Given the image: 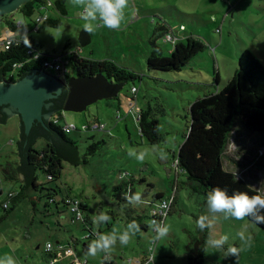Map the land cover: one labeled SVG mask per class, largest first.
Returning <instances> with one entry per match:
<instances>
[{
  "label": "rangeland",
  "instance_id": "1",
  "mask_svg": "<svg viewBox=\"0 0 264 264\" xmlns=\"http://www.w3.org/2000/svg\"><path fill=\"white\" fill-rule=\"evenodd\" d=\"M65 9V14L57 10L59 14L55 12L61 19L59 26L45 27L34 33L36 42L42 49L50 54L62 55V59L66 60L67 56L62 54V50L67 45L68 51L76 50L85 57L114 60L135 71L141 79L124 85L118 97L97 101L85 111L62 110L61 115L56 112L52 118L58 125H76L78 130L82 129L83 123L97 116L106 124L107 129H111L110 134L113 136L110 137L105 131L68 132L70 138L79 140L82 154L88 151V146L93 141L88 137L92 135L96 139L105 138L106 143L96 154L88 156L87 163L81 162L79 167L63 161L61 176L55 180L49 181L46 174L38 171V182L44 186L59 188V198L69 192L88 203V212L93 218L98 216L99 211L111 216L112 228L107 232L117 236L116 245L123 247L127 254L123 264H190L188 256L194 247L192 238L201 233L195 221L202 212H207L208 191L200 182L190 181L182 170L177 174L174 162H179L177 156L181 154L179 147H182V162L193 173L202 176L212 166L216 156L210 136L205 132H197L194 130L195 125L192 126L190 103L215 91L217 76L220 79L218 87L223 88L238 68L239 56L243 50L249 49L264 64V0H129V6L124 10L122 28L118 31L97 28L90 33L91 41L85 46H81L79 39L85 23L80 18L81 9L73 6L71 0H65ZM45 11L54 13L50 7ZM39 15L36 12L32 17H26L19 11L13 13V17L24 22L25 29H32ZM161 23L172 27L175 42L185 41L190 35L206 45L180 71L150 70L147 67V58L156 49L151 40L161 47L162 55L169 56L175 47V43L165 40L164 36L156 35L155 29ZM5 27L6 23L0 20V32L3 33ZM50 73L65 81L73 75L72 72L69 77L59 76L57 71ZM131 84L139 89L137 102L142 106L151 104L160 119L159 128L164 140L158 144H151L141 137L137 123L131 116L117 121L119 106L122 111L128 109ZM18 124L17 115L9 117L4 124L0 123V188L3 189L0 202L5 200L10 190L18 191L21 188L18 179L7 177L8 170H16L20 162ZM238 129L244 133V138L251 132L245 125L239 124ZM189 132L190 138L186 139ZM242 144H230L227 150L229 154L224 156L225 162L229 168L236 166L231 160L234 158L232 155H236L239 160L244 159L245 166L255 162L249 169L252 171L244 174L251 176L248 178L254 180L251 182L253 185L261 187V181H264V146L250 144L255 151L247 152V146L243 147ZM34 147L42 150L47 147V141L39 137ZM130 151L146 152L145 160L138 162L135 156L128 155ZM160 151L167 153L166 159L159 158ZM125 172L129 175L122 179L120 174ZM128 179H132L131 187L143 198V203L134 208L145 227H140L141 231L131 238L127 246H121L119 235L127 229L126 221L129 216L127 212L124 213L122 205H119L121 201L114 186ZM175 184L178 188L177 196L165 220L169 234L159 239L154 251H150L155 239L149 218L152 205L145 204L144 199L152 200L160 193L163 194L162 197H168ZM33 191L37 195V207L32 204L30 196H27L9 211L0 209V215L3 216L0 222V264H7L8 258H12L14 264H34L32 257H28L26 246L17 248L20 240L24 245L28 244L35 261L43 259V256L31 245L32 241L41 245L51 241L57 245L60 240H79L78 248L83 250L82 241L86 235L83 225L72 222L69 210L64 207L59 210L55 205L45 208L47 197L43 194L41 196L39 191ZM121 191L129 196L130 188L125 187ZM223 216V213L216 215L214 233L229 235L237 253L228 254L223 249L209 246L206 235L202 244L206 254L204 262L264 264V229L248 217L245 220H225ZM59 219L64 222V226L58 224ZM240 232L245 237L251 236V241H240L237 236ZM94 240L96 238L92 242ZM109 253L112 258L115 257L114 251L110 250Z\"/></svg>",
  "mask_w": 264,
  "mask_h": 264
},
{
  "label": "trees",
  "instance_id": "2",
  "mask_svg": "<svg viewBox=\"0 0 264 264\" xmlns=\"http://www.w3.org/2000/svg\"><path fill=\"white\" fill-rule=\"evenodd\" d=\"M48 7H50L51 10H54V13L57 11L62 14L66 13L65 0H29L22 4L17 10L26 17H32L36 12H39L40 15H47V18L39 24V29L37 31H29V33H24L21 29L17 30V19L13 17V14H5L0 17V20L6 23L7 27L5 31L9 30L10 32H16L9 49L0 46V71H3L5 82H15L21 79L26 73L35 69H38L39 71L46 70L49 72V70L45 68L44 62L53 58L56 53L50 54L42 49L34 37L35 32H40L41 29L45 27H56L61 24V19L56 15L59 13L57 12L54 14L45 11ZM36 22L37 19H35V24ZM155 31H157V36H164L165 40H167L166 38L169 33L175 34L172 27L167 26L165 23H161ZM151 43L156 49L152 50L148 56L147 67L150 70L162 71L182 70L191 59L206 46L202 41L189 35L186 37L185 41H176L175 47L171 50V54L166 56L161 54L162 49L156 45L157 43L154 40H151ZM62 51V54H65L70 62V70L73 75L85 76L101 72L110 80L122 82L124 85L130 83V81L134 82L136 79H141L135 71L120 65L114 60H100L85 57L77 51H68L67 45L64 46ZM15 63H22V66L16 67L14 65ZM69 76L70 73L67 77ZM219 81V76H217V89L215 91H212L203 97H199L190 103L192 126L195 125L194 130L197 132L199 131L201 134H204L205 132L210 136L211 143L214 149H216L215 160L212 161V166L207 169L204 175H197L192 172L187 164L182 162V147H179V152L181 153L177 156L179 167L190 181L200 182L205 187L206 191L211 190L214 186H219L226 189L229 194L234 191H247L250 194H254L255 190L260 189L261 187L253 185L251 182H254V180H249L248 177L250 175L247 174L246 176L244 173L252 171L249 169L255 164V162L245 166L246 163H244V159L239 160L236 155H232L234 158L231 160L236 166L234 165L229 168L225 162L226 159L224 156L229 154L227 150L232 142H236L237 144L243 143V147L244 145L247 146V152L254 150L250 144H255L257 147L264 146V64L252 51L245 49L239 56L238 68L227 84L223 88H220L218 87ZM130 86V95L133 86L139 90L135 84H131ZM130 95L128 96L130 97ZM137 96L138 95H135L136 99L138 98ZM64 103L65 100L59 110L55 111V113L57 112L61 115L60 113L63 110ZM136 117L138 118L137 125L141 137L146 138L151 144H158L164 140V136L159 128L160 119L151 104L140 106V110L137 112ZM239 124L245 125L251 131L246 138L243 137L244 133L238 129ZM192 126H190V130L192 129ZM48 127L53 130L62 141L74 149L76 158L80 163H87L88 156L96 154V152L102 148V145L106 143L105 138L96 139L95 135H92L88 137V139L92 138L93 141L89 144L88 151L82 155L79 142L68 136V132L64 130V126L58 125L57 121L54 118H51L48 120ZM77 131L80 133H87L80 130ZM108 135L110 137L113 136L110 133H108ZM189 135L190 132L186 139L190 138ZM37 139L29 146L26 162L28 166H32L34 169L31 187L33 190L39 191L41 196L43 194V196L47 197L44 206L45 208H49V196L57 194L59 188L48 187L39 183L38 171L46 174L47 177L49 173H52L53 180H55L61 175L62 162L64 160L56 155L54 147L49 142H47L46 148L37 150L34 147ZM258 155H260L259 149ZM20 166L21 158L20 162L17 164V169ZM233 167L235 168L233 169ZM17 169L8 170L7 177L19 180ZM253 172L257 175L256 171ZM125 173L126 174H120L122 179L129 175L128 172ZM177 174H179V172H177ZM20 182V190L12 192V196L8 193L3 201V203L9 201V207L5 209L3 205H1V208L9 211L10 209H13L22 198L28 196L24 191V182ZM132 182V179H128V181L115 185L114 190L118 192L117 195L121 201L119 205H122L124 213L127 212L129 216L128 223L135 221L139 227H145L140 216L135 214L134 206L128 202V198L136 193L134 188L131 187V185H133ZM125 187L130 188L129 196L121 191L124 190ZM177 190L178 188L175 184L173 189V192L175 191V199L178 192ZM156 196L157 198L148 200L146 203L152 204L163 198L162 193L157 194ZM141 199H143L142 196ZM261 214L264 215V210L261 211ZM248 219L251 221L253 220L252 217H248ZM85 221L86 218L83 223H85ZM257 225L264 229V224ZM206 235L207 233L205 232L204 239H206ZM196 240L197 235L192 238L191 243H194ZM205 255L203 245H201L199 249V257L194 261L192 249L188 256L190 264H206L204 262Z\"/></svg>",
  "mask_w": 264,
  "mask_h": 264
},
{
  "label": "water",
  "instance_id": "3",
  "mask_svg": "<svg viewBox=\"0 0 264 264\" xmlns=\"http://www.w3.org/2000/svg\"><path fill=\"white\" fill-rule=\"evenodd\" d=\"M27 1L29 0H0V17L13 14ZM79 39L81 46H85L91 41V35L82 30ZM123 86L122 82L110 80L101 72L85 76L72 75L65 81L46 70L35 69L15 82H5L3 71H0V123L4 124L14 115L19 117L18 155L21 166L17 171L28 196L34 197L36 201L31 187L34 169L27 165L26 159L29 146L38 137L49 142L60 159L74 167L82 165L76 158L74 149L48 127V117L59 110L64 100L63 110L82 112L97 101L117 97ZM205 232L206 229L194 242V261L199 257Z\"/></svg>",
  "mask_w": 264,
  "mask_h": 264
},
{
  "label": "clouds",
  "instance_id": "4",
  "mask_svg": "<svg viewBox=\"0 0 264 264\" xmlns=\"http://www.w3.org/2000/svg\"><path fill=\"white\" fill-rule=\"evenodd\" d=\"M71 3L73 4V6L79 7L81 9L80 18L85 22L84 30H86L89 33H92L97 28H101V27L113 31L120 30L123 26L124 10L129 6V0H71ZM128 155L135 156V159L138 162H143L145 160L147 153L144 151H140L139 153L130 151L128 152ZM159 158L161 160L166 159L167 153L165 151H160ZM53 195L58 197V193ZM65 196L71 197L68 194L63 195L62 197ZM128 202L133 206H136L137 204H142L143 201L141 199V194L138 192L133 194L130 198H128ZM80 203L82 205L81 201ZM155 203L156 202H154L153 205ZM53 205H55V207L58 210L60 209V207H64L65 209L69 210L67 206H65L64 204L63 205L53 204ZM50 206H52V204H50L49 207ZM206 207H207V212H202L195 221L198 231L203 232L205 229H207L208 239L206 243L209 246L218 250L223 249L228 254L236 255L237 248L232 246V242L230 240L229 235L227 234L216 235L214 233V229L216 225V215L219 213H223L224 214L223 218L225 220L230 218L235 220H245L247 217H252L253 218L252 222L256 224H264V215L261 214V211L264 210V181H261V188L255 190L254 194H250L247 191H234L233 193L229 194L226 189L219 186H214L211 188V190L207 192ZM82 210H83V206H82ZM71 220L73 221L72 214H71ZM110 220L111 217L106 212H101L98 216L93 218L94 223L100 221L107 222ZM83 221H73V222H83ZM90 229L91 228L88 227L86 231ZM153 229L155 232L156 239L164 238L169 234V227L167 224L163 222L153 221ZM140 231L141 229L135 221L129 223L127 225V229L121 232L119 235V244L121 246H127L131 238ZM237 236L242 242L245 241L250 242L252 239L251 236L245 237L243 232L237 233ZM48 243H52V242H48ZM116 243H117V236L115 234H111V235L102 234L96 240H94L92 243L88 245L87 255L95 256L97 255L98 252L107 253L111 249L116 247ZM52 261L54 262L55 260ZM7 264H14L13 259L8 258Z\"/></svg>",
  "mask_w": 264,
  "mask_h": 264
},
{
  "label": "built area",
  "instance_id": "5",
  "mask_svg": "<svg viewBox=\"0 0 264 264\" xmlns=\"http://www.w3.org/2000/svg\"><path fill=\"white\" fill-rule=\"evenodd\" d=\"M46 18H47L46 14L39 15V17L37 18V22L32 29H25L24 28V22L19 19L16 21L17 30L21 29V30H23L24 33H29V31H37L39 29V24L43 20H45ZM183 27L184 26H182V28ZM15 34H16V32H10L9 30L4 31L3 33L0 32V46H4L5 48L9 49L11 44H12V40H13V37L15 36ZM166 39L175 43L176 36L173 33H169ZM14 65L16 67H21L22 63H15ZM44 65H45V68L49 71L59 72V76H62V75L67 76L71 72L69 60L68 59L63 60L62 55H59V54H56L53 58L46 60L44 62ZM137 92H138L137 88L135 86H133L131 89V95H130L129 101H128V105L131 108H135L136 112H138L140 110V106L138 105L137 99L135 98V95H137ZM136 120H138L137 117H136ZM82 126H83L82 129H79V130L83 131V132L107 131L106 124H104L103 122H100V121L94 122L91 125H82ZM64 130L66 132H71L72 130H78V129H77L76 125H68L67 124L64 126ZM174 166H175L177 172H179V170H181L179 167V162L177 160L174 162ZM47 178L49 181L53 180V174L49 173ZM9 195L12 196L13 193L10 192ZM174 202H175V191L171 195H169L168 197L161 198L159 201H157L152 206L151 215H150V222L152 225L153 232H154L153 221L165 223L166 217L170 213ZM48 203L52 204V205L53 204L58 205L59 203H63L65 206H67V208L71 212L73 221H83L85 218L83 210H82V205H81L80 201H78L76 199H73V198L68 197V196L58 198L52 194L51 196H49ZM9 204H10L9 201H5L2 205L6 209L9 207ZM85 234L86 235H85L84 239L87 241L93 240V239L98 238L100 236L98 234V232H96L92 229L86 231ZM158 240L159 239H156V238L153 240V245L150 248V251H154L155 245L158 242ZM52 248H53L52 243H47L46 250L51 251ZM111 260H112L111 254L109 252H107V253H103V260L100 263L83 261V262H79V264H113V262H111Z\"/></svg>",
  "mask_w": 264,
  "mask_h": 264
},
{
  "label": "crops",
  "instance_id": "6",
  "mask_svg": "<svg viewBox=\"0 0 264 264\" xmlns=\"http://www.w3.org/2000/svg\"><path fill=\"white\" fill-rule=\"evenodd\" d=\"M78 50L80 52H83V51H81L80 48ZM73 51H76V50H73ZM140 106H142V105H140ZM136 114H137L136 109L135 108H131L129 105H128V109H124L123 111H122V108L119 106V109L117 110V115L118 116H116V118H117V121H119L123 117L131 116L132 118L135 119V121L137 123ZM52 117H53V115L52 116L50 115L48 117V120H50ZM97 121L102 122L100 120V118L96 116V117H93V119H91V120L86 121L85 123H83V125H91V124H93L94 122H97ZM126 127L128 128V125H126ZM137 128H138V125H137ZM106 129H107V126H106ZM105 132L110 133L111 132V129H107V131H105ZM71 139H74V138H71ZM130 139H131V136H130ZM75 140L77 142H79L78 139H75ZM0 191H1L0 194H2L3 193V189L0 188ZM10 192H17V190H10L8 193H10ZM69 194L70 193L68 192V195ZM70 196L73 197V198H75V199L80 200L75 195L70 194ZM176 196H177V194H176ZM35 197L37 198V195L36 194H35ZM29 198H31L32 204H35V207H37L38 205H37V203H35L36 201H35L34 197L30 196ZM3 201L0 202V206L3 204ZM80 201L82 202L84 215L86 217L85 223L80 222V224L83 225L84 230H86L89 227L92 230L98 232L99 235H102L104 232L106 233L107 230H109L110 228H112V225H111L110 221H107V222L100 221V222L94 223L93 222V217H91L90 213L88 212V203H85L82 200H80ZM144 203L147 204L145 199H144ZM147 205H153V203L152 204H147ZM60 208H63V207H60ZM0 209H2V208H0ZM3 210L6 211L5 209H3ZM100 213L101 212L99 211L97 213V215H99ZM59 216L62 217V218H64L61 214ZM120 216H122V215H119V217ZM119 217H117V218H119ZM2 219H3V216L0 215V222L2 221ZM120 221L122 223H125L124 220H122V219H120ZM126 222H127V224H129L128 223V219H127ZM58 224H60V226H64V222L61 221L60 219L58 220ZM107 234H109V233L107 232ZM48 242H51V241H47V243ZM47 243H43L41 245V244H34L33 241L31 242V245L33 244V246L36 247L35 249L39 250V253L43 256V259H38L36 261H35V258L33 257V255L30 252L31 250H30L28 244L27 245L26 244L24 245L23 241L20 240L19 241V245L17 244V248L19 249V246L21 248L23 246H26L27 247L26 252L29 254L28 257L29 258L32 257V260L34 261V264H61V261H62L63 264H77V262H83V261L100 263L103 260V253L104 252H98L97 255H95V256L87 255L88 245L90 243H92V240H91V242H88L85 239L82 241L83 250H80L78 248V245L77 244L79 243V240H74V241H69V242L64 241V240L57 241V245L54 244V243H52L53 244V248H52L51 251H47L46 250L45 247H46ZM111 250L114 251V253H115V257L112 258L111 262H113V264H123L125 262V260L127 259V254H126L125 250L123 249V247H120V246H117L116 245V247L113 248V249H111ZM52 260H55V261L53 262Z\"/></svg>",
  "mask_w": 264,
  "mask_h": 264
}]
</instances>
